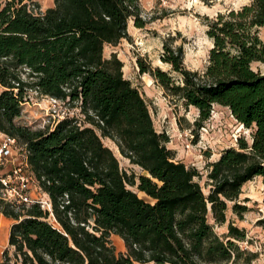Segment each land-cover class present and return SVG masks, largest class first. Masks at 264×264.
I'll return each mask as SVG.
<instances>
[{
    "label": "trees",
    "instance_id": "16d2710c",
    "mask_svg": "<svg viewBox=\"0 0 264 264\" xmlns=\"http://www.w3.org/2000/svg\"><path fill=\"white\" fill-rule=\"evenodd\" d=\"M54 1L35 12L27 0H0V131L26 146L51 204L0 197V212L15 220L14 257L6 253L0 264H255L257 253L239 245L245 229L230 223L222 238L209 216L225 223L229 202L242 215V187L264 178V0L209 20L213 46L203 70L188 69L184 47L168 43L163 61L178 78L138 59L168 96L198 110L199 126L221 105L253 129L251 142L239 138L209 164L208 194L200 172L176 160L169 136L157 131L123 62L104 57L105 45L130 37V19L144 26L140 0ZM29 90L79 108L83 118L36 130L17 124ZM104 138L142 173L122 170ZM112 234L124 240L125 253L116 251Z\"/></svg>",
    "mask_w": 264,
    "mask_h": 264
},
{
    "label": "rangeland",
    "instance_id": "374dc122",
    "mask_svg": "<svg viewBox=\"0 0 264 264\" xmlns=\"http://www.w3.org/2000/svg\"><path fill=\"white\" fill-rule=\"evenodd\" d=\"M248 2L250 0H140L141 21L144 26L137 27L134 19H130V37L121 40L118 45L107 44L104 48L105 58L109 59L116 54L123 62L124 77L129 79L146 99L157 131L169 136L167 146L174 151L176 160L189 167H195L200 172L197 180L206 194L210 192L211 187L207 177L209 164L218 160L225 149L237 147L239 138L246 137L251 142L253 129L244 127L227 107L221 105H215L211 117L199 126L196 122L199 117L198 110L187 107L180 99L168 96L151 74L140 71L138 59H144L146 64L154 68L159 67L178 78L171 66L163 61L165 44L168 43L173 48L184 47V64L188 69H205L213 46L207 35L209 20L220 12L231 8L238 9ZM27 3L35 12H44L55 5L54 0H27ZM24 100L22 114L16 118V123L34 130L44 129L48 125L53 127L66 116L83 118L79 108L33 90L27 92ZM6 135L0 131V143L6 139ZM110 140L103 139L118 157L121 169L129 174L142 173V169L125 158L119 148L116 150L115 142ZM24 153V146L18 141L14 161L23 162ZM11 170L12 163H9L0 170V174H9ZM29 170L27 169L28 173L31 172ZM131 188L139 192L137 187ZM7 193L6 189L0 188V197L5 199ZM28 194L33 199L49 201L35 178L30 184ZM139 195L149 199L144 193L139 192ZM239 202L247 207V211L242 215L235 213L232 208L234 202H229L227 221L223 224L215 223L210 215V223L222 238L228 234L230 223L245 229L246 240L239 241V245L242 249L257 253L255 264H264V227L260 224V220L264 218L262 176L255 177L242 187ZM14 223V219L0 212V263L6 253L14 257L15 249L9 244L10 230ZM111 241L118 253L127 251L120 236L112 234Z\"/></svg>",
    "mask_w": 264,
    "mask_h": 264
},
{
    "label": "built area",
    "instance_id": "2783aa9c",
    "mask_svg": "<svg viewBox=\"0 0 264 264\" xmlns=\"http://www.w3.org/2000/svg\"><path fill=\"white\" fill-rule=\"evenodd\" d=\"M17 143V138L10 135H6V139L0 143V168L3 169V167L7 166L9 163H12L11 173L2 175L0 178L3 183V188L8 192L5 196V200L27 204L39 201L43 206L51 208L49 201L33 199L28 194L30 184L34 181V177L31 172H27V169L29 170L30 166L28 163V151L25 145H23L25 151L24 161L18 163L14 161L13 158L15 157V147Z\"/></svg>",
    "mask_w": 264,
    "mask_h": 264
},
{
    "label": "bare ground",
    "instance_id": "6f19581e",
    "mask_svg": "<svg viewBox=\"0 0 264 264\" xmlns=\"http://www.w3.org/2000/svg\"><path fill=\"white\" fill-rule=\"evenodd\" d=\"M112 143H114L112 140H110ZM114 145H115V149L117 150V145L114 143ZM47 197H48V195H47ZM49 198V197H48Z\"/></svg>",
    "mask_w": 264,
    "mask_h": 264
}]
</instances>
